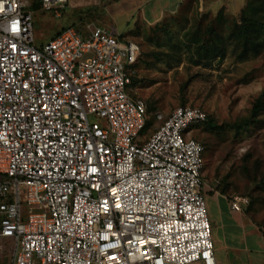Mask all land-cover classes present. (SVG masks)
<instances>
[{
    "label": "built area",
    "instance_id": "1",
    "mask_svg": "<svg viewBox=\"0 0 264 264\" xmlns=\"http://www.w3.org/2000/svg\"><path fill=\"white\" fill-rule=\"evenodd\" d=\"M65 4L0 0V237L11 264H217L204 147L187 130L206 112L155 111L142 134L137 42L90 22L35 44L30 10L58 16ZM247 203L229 199L233 211Z\"/></svg>",
    "mask_w": 264,
    "mask_h": 264
},
{
    "label": "rangeland",
    "instance_id": "2",
    "mask_svg": "<svg viewBox=\"0 0 264 264\" xmlns=\"http://www.w3.org/2000/svg\"><path fill=\"white\" fill-rule=\"evenodd\" d=\"M248 2L257 9L261 6L260 2L264 4V0H244L237 10L220 9L214 14L206 10H189L186 15L180 12L172 16L170 24L178 27L174 28L175 31L197 30L205 38L210 35L205 34L207 25L216 26L215 17L220 13L224 26L219 31L228 36L230 25L239 20L240 10ZM67 9L59 10L58 16L52 10H30L34 17L32 31L35 44L47 41L62 27L71 24L81 30L90 22L105 26L110 31L134 27L131 17H127L131 10H105L102 14L103 10H70L68 6ZM263 13L257 12L256 16L264 21ZM150 26L138 23L136 27L140 34L131 35L140 46L132 93L146 102L148 110L151 109L150 117L155 110L169 113L183 105L204 109L214 126L193 124L187 130L189 136L206 148L202 191L207 214L214 218L215 223L218 222L220 212L214 204L216 194L224 196L228 205L229 199L235 195L248 199L239 212L243 218L238 211L231 210L233 224L218 222L217 226L212 225L211 237L216 235L219 238L221 228L225 244L230 247L228 250L227 247L223 249L220 243L215 244V254L222 258L223 264H235L231 247H246L245 251H237L236 256L240 259L236 264H261L260 259L264 258L261 254L264 237L260 236L264 235V101L256 113L253 114L252 108L264 91V30L258 32L256 50L249 48L242 54L239 41L235 44L234 41H226L223 56L194 62L192 58L197 57L192 51L160 48L150 42L147 39L152 36ZM155 50L157 56L150 54ZM22 211L25 214V208ZM12 247L11 241L0 237V264H11Z\"/></svg>",
    "mask_w": 264,
    "mask_h": 264
},
{
    "label": "trees",
    "instance_id": "3",
    "mask_svg": "<svg viewBox=\"0 0 264 264\" xmlns=\"http://www.w3.org/2000/svg\"><path fill=\"white\" fill-rule=\"evenodd\" d=\"M260 3H261V6H258L259 9L252 7L251 3L248 2L247 5L240 10L239 20L233 22L230 25L229 27L230 32L228 33V36H223L219 31V28L221 30L224 26L222 25L224 18L222 17L220 13H217V16L215 17L217 20V24L216 26H213L211 24L207 25L205 34L207 35L210 34V35L205 36V38L201 35V33L197 32V30L188 31L186 29L183 30L182 33H184V35L182 36V33L179 32V29H177L176 31L174 30V28H178V27L176 25L170 24L172 22L171 18H167V20L165 19L161 20L149 27V31H151L152 36H149L147 39L150 42H153L157 47H160V48L169 47L170 49L178 48L179 50L184 48L189 51H192L195 57H197V59L194 57L192 58L194 62L198 61V59L200 61L205 58L223 56L225 53V45H226L225 42L226 41H234V44H235V41H239L240 42V53L242 54L246 53L249 48L256 50L257 49L256 45L258 44V39H257L258 32L260 30H264V21L261 19H258V17L256 16L257 12L258 13L264 12V4L262 2ZM78 22L80 23V20ZM68 26H76V25L71 24ZM57 32H59V30ZM139 32L140 30L138 29V27H135L133 30H131L130 35L138 36L140 34ZM116 35L122 40L132 39L131 37L127 38V36L122 35V34L121 35L116 34ZM156 53L157 51L155 50L150 54H155L154 56H157ZM136 64H135V67H136ZM135 77L136 76L134 73L131 77V87L132 88L136 82ZM132 95L134 94L132 93ZM260 96H261V99L258 97L253 105V108H252L253 114L256 113L261 108V104H263L264 91L262 92ZM150 110L151 109L148 110V107L146 108V115H147L146 124H145L144 129L142 130V134L144 135L145 134L147 135V133H150L155 128L154 112L157 110L151 113V117L149 116ZM208 118L209 117L207 116L206 121L203 122L202 125L206 123L208 126H214L211 123V120H209ZM203 147H204V153H205L206 148L204 145Z\"/></svg>",
    "mask_w": 264,
    "mask_h": 264
},
{
    "label": "crops",
    "instance_id": "4",
    "mask_svg": "<svg viewBox=\"0 0 264 264\" xmlns=\"http://www.w3.org/2000/svg\"><path fill=\"white\" fill-rule=\"evenodd\" d=\"M244 0H66V4L64 9L71 8L70 10H103L102 14H105V10H131L130 14L127 15L128 18L133 20L134 27L133 28H125L123 27L122 30H112L111 32L118 35H125L127 38L132 37L131 30H133L138 23H142L144 25H154L155 23L164 20L166 18H171L179 14L180 12L185 14L189 10H206L211 14H214L217 10H237L243 4ZM68 10V9H67ZM133 10V13H132ZM186 15V14H185ZM135 16V18H134ZM102 22L104 20H101ZM101 21H97L101 22ZM128 22V20H126ZM125 22V23H126ZM105 27V26H104ZM125 32V33H124ZM213 195V193L211 194ZM215 195V194H214ZM206 200V198H205ZM214 204L216 209L219 210L220 216H218V222L220 224H233V217L231 216V211L228 202L225 200L224 196L215 195ZM238 215L239 212H237ZM224 214H227L224 216ZM241 216V215H240ZM242 217V216H241ZM211 228L212 225L215 227L217 223H215L214 218L211 215L208 216ZM243 218V217H242ZM218 229V228H217ZM219 232V231H218ZM254 232L251 234L253 235ZM220 237L217 238L216 235L212 238L214 244V254H215V244L218 243L222 244V248L224 249L227 247L229 250V246L225 244L223 237V232H219ZM223 235V236H222ZM242 236V235H241ZM263 236L264 235H260ZM234 237H239L238 235H234ZM241 242L243 240H240ZM253 245V243H251ZM233 246V244H230ZM232 251L234 252L233 263H238V250L245 251L246 247H242L239 249L238 246L231 247ZM259 253V252H258ZM262 256L264 257V246H262ZM260 254V255H261ZM218 256V255H217ZM216 257L217 264H223L222 258ZM218 258V259H217ZM261 264H264V258H261ZM241 262L239 264H243ZM248 264V263H246Z\"/></svg>",
    "mask_w": 264,
    "mask_h": 264
},
{
    "label": "snow or ice",
    "instance_id": "5",
    "mask_svg": "<svg viewBox=\"0 0 264 264\" xmlns=\"http://www.w3.org/2000/svg\"><path fill=\"white\" fill-rule=\"evenodd\" d=\"M113 191H115V190H113ZM107 203L110 205V204H111V200L109 199V200L107 201ZM116 207L119 208L120 205L117 203V204H116ZM105 210H107V209H105Z\"/></svg>",
    "mask_w": 264,
    "mask_h": 264
}]
</instances>
